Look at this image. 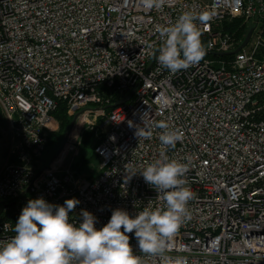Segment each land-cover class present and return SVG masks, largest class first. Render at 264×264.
Masks as SVG:
<instances>
[{
  "label": "built area",
  "instance_id": "obj_1",
  "mask_svg": "<svg viewBox=\"0 0 264 264\" xmlns=\"http://www.w3.org/2000/svg\"><path fill=\"white\" fill-rule=\"evenodd\" d=\"M187 10L205 12L202 25L207 56L172 74L158 63V28ZM225 25L230 30H224ZM252 30L247 44L235 51ZM130 100L106 109L125 98ZM58 102L69 115L89 117L86 130L98 141L99 170L79 178L71 170L51 172L38 159L48 144ZM0 112L12 161L0 168V243L29 200L81 211L102 228L114 209L131 216L163 201L136 171L159 157L165 121L182 134L167 155L189 166L186 186L196 194L191 218L174 237L169 257L188 264H264V0H167L160 10L140 0H0ZM131 122V127H130ZM152 127L151 139L135 136L136 127ZM133 252L144 264H168L164 258Z\"/></svg>",
  "mask_w": 264,
  "mask_h": 264
},
{
  "label": "clouds",
  "instance_id": "obj_2",
  "mask_svg": "<svg viewBox=\"0 0 264 264\" xmlns=\"http://www.w3.org/2000/svg\"><path fill=\"white\" fill-rule=\"evenodd\" d=\"M140 2L147 10H160L167 0ZM210 19L209 13L187 10L172 24L160 26L156 57L160 66L175 74L198 64L206 55L200 25ZM154 127L161 130L159 157L140 171L126 165V171L128 178L139 172L163 201V207H144L135 216L114 209L107 224L97 229V218L87 210L81 211V222H70L69 213L80 203L75 198L63 205L43 198L29 200L14 225L15 235L0 243V264H144L130 244L128 234L133 232L143 256L164 258L168 264H188L186 257L166 256L174 237L191 218L188 205L196 197L184 178L188 164L167 155V150L182 140V134L163 120ZM135 136L151 139L153 128L137 126Z\"/></svg>",
  "mask_w": 264,
  "mask_h": 264
},
{
  "label": "rangeland",
  "instance_id": "obj_3",
  "mask_svg": "<svg viewBox=\"0 0 264 264\" xmlns=\"http://www.w3.org/2000/svg\"><path fill=\"white\" fill-rule=\"evenodd\" d=\"M207 58L211 59V56H207ZM67 115L72 118L71 125L62 132H58L60 130L59 125L57 121L53 120L55 122L53 127L48 131V135L50 133H57L59 136L55 142L47 144L44 152L38 159L39 166L37 168L42 169L49 166L50 161L54 158L49 168L51 172H62L69 169L79 178H93L98 173L99 162L92 159L86 162L85 160L89 158L90 154L82 147L83 134L86 131L87 123L91 122V119L89 117L84 118L82 111H77L72 115H69L67 112ZM10 145V133L5 119L0 112V168L5 163L12 161L7 157ZM59 149L61 151L56 156ZM84 155L86 157L82 159Z\"/></svg>",
  "mask_w": 264,
  "mask_h": 264
},
{
  "label": "trees",
  "instance_id": "obj_4",
  "mask_svg": "<svg viewBox=\"0 0 264 264\" xmlns=\"http://www.w3.org/2000/svg\"><path fill=\"white\" fill-rule=\"evenodd\" d=\"M224 30H230V26L225 25ZM207 57V55L204 56V58ZM67 105L64 102H58L57 108L54 112L51 113V117L57 121L59 125V131L62 132L66 129H68L71 125L72 118H70L67 115ZM59 134L57 133H50L48 135V144L55 142ZM98 141L95 139L93 132H90L86 130L83 134V139H82V147L85 151L89 152V158L85 160L86 162L92 160L98 161V157L96 156L94 149L96 147V144ZM86 156L84 155L82 159H84ZM76 167V166H75ZM77 171V170H76ZM80 171V169H78ZM4 208H8V215L11 217L14 221L16 219L14 213V208H13V203L12 202H6L3 204Z\"/></svg>",
  "mask_w": 264,
  "mask_h": 264
},
{
  "label": "water",
  "instance_id": "obj_5",
  "mask_svg": "<svg viewBox=\"0 0 264 264\" xmlns=\"http://www.w3.org/2000/svg\"><path fill=\"white\" fill-rule=\"evenodd\" d=\"M251 33H252V30H250V31L247 33V35H246L244 41H243L242 44L239 46V48H237L235 51H233V52H231V53L221 54V56H229V55H232V54L237 53L242 47H244V46L247 44V42H248V40H249V38H250ZM206 54H207V52H206ZM133 92H134V90L131 91V92H130L125 98L121 99L120 101L115 102V103H114L113 105H111V106L106 107V109L115 108V107H117V106H119V105H122L123 103L129 101L130 98H131V96L133 95ZM75 119H76V118H75ZM75 119L73 120V123H74ZM73 123H72V124H73ZM60 151H61V150L59 149L58 152H57V154H56V156L59 154ZM53 160H54V158L50 161L49 164H51V163L53 162ZM2 211H3V207L0 206V215L2 214Z\"/></svg>",
  "mask_w": 264,
  "mask_h": 264
}]
</instances>
